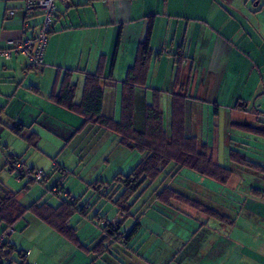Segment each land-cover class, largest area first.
I'll return each mask as SVG.
<instances>
[{"label": "crops", "instance_id": "obj_1", "mask_svg": "<svg viewBox=\"0 0 264 264\" xmlns=\"http://www.w3.org/2000/svg\"><path fill=\"white\" fill-rule=\"evenodd\" d=\"M252 1L58 2L39 69H26L21 54H12L8 59L0 56L1 155L22 158L23 153L33 149L38 153H49L45 155L48 160L49 155L59 148L65 149L74 140L77 148H81L94 134L99 146H103L99 152L107 153L106 142L123 146L118 136L98 125H84L81 116L51 102L48 95L53 87L58 88L64 71L73 70L75 102H80L84 72H94L100 62L103 74L107 76L112 72L113 77L109 83L104 82L112 86L104 89L103 113L119 119L120 85L134 64L138 43L152 17L153 58L145 85L162 90L161 108L164 117L169 113L170 121L175 61L182 57L175 85L188 95L184 101L185 135L206 143L213 160L233 171L220 194L219 189H206L198 184L192 190L199 197H205L201 191L209 193L213 203L219 200H216L217 194L232 201L231 198H236L233 193H237L246 203L257 204L258 209L254 210L248 204L245 206L248 218L251 215L264 218V190L257 194L250 192L251 186L264 184V175L255 174L229 159L230 150H235L264 165V136L243 128L264 129V0ZM24 3L25 0H0V48L10 39L32 37L37 32L42 16L38 12L26 13ZM32 87L38 88L39 94L33 92ZM147 87L136 90L134 125L137 129L142 127L144 104L151 100V91ZM17 125L21 128L16 133L12 128ZM42 140L45 147L39 144H43ZM139 154L134 166L143 156ZM41 163L42 168L47 167L46 163ZM38 165L39 162H34L29 167L37 169ZM19 197L18 193V200ZM177 211L179 214L175 219L180 220L171 234L156 244L148 240L141 253L134 252L137 264H264V256L258 255L240 239L231 238L232 232H220V226L213 225L209 219L204 221L205 224L195 220L198 227L192 228L194 232L186 233L188 229L183 226H189L186 219L196 215ZM164 225L161 237L164 232H169ZM73 228L81 242L79 228ZM208 228L216 232L215 236H207ZM8 241L16 248V241ZM69 243L62 264H93V261L100 264ZM260 250L264 253L262 245ZM31 253H28V259Z\"/></svg>", "mask_w": 264, "mask_h": 264}, {"label": "rangeland", "instance_id": "obj_2", "mask_svg": "<svg viewBox=\"0 0 264 264\" xmlns=\"http://www.w3.org/2000/svg\"><path fill=\"white\" fill-rule=\"evenodd\" d=\"M163 123L165 130L169 131V113H166ZM44 137L46 138L45 135ZM15 139L18 140V138ZM74 141H72L71 145H67L65 149L59 148L56 153L49 155L48 160H46L45 155L49 153H38V151L33 149H28L27 153H18L19 155L22 154V158L26 162L25 164L29 166L34 162H39V168L36 171L43 172L46 175L45 179L41 182L30 180V177H32L30 175L18 177L16 171L10 172L5 165V156H2L0 153V198L3 197L5 191H18L20 195L19 200L26 207H29L33 202L40 205L45 202L57 208L63 202H74L76 197L83 194L78 199V205L82 207L89 204L91 206L88 212L89 215L88 217L82 216V214L75 211L69 224L79 228L81 242L88 247V251L80 248L77 249L97 260L100 264H137L135 262V251L141 253L148 240H152L151 242L154 244L161 242L162 239L171 234L170 232L173 228H176L177 224L175 223L180 220L175 219L178 213L177 210L188 211L192 215H196L191 218L192 220L190 218L186 219L189 223V226L183 225L188 229L186 233L193 231V227H198L195 224L197 223L195 220H199L202 224H205L204 221L209 219L213 225L216 223L217 226H220V232H232L230 234L231 238L240 239V241L250 245L253 248L252 250L258 253V255L264 256V253L260 250L261 245L264 247V218L260 219L255 215H251L248 218V212L245 211L247 204L252 210L258 209L257 204L246 203L242 200L243 198L240 199L237 196V193H233L236 198H231L232 201L227 200L221 196L222 194L219 195L220 189L221 191L223 189L224 192L225 186L189 168H180L178 166L175 167L174 164H169L162 169L154 181H146L128 199L126 208L120 210L116 201L120 197L121 190L115 192L113 190L112 194H110L112 198L109 200L94 191L92 184L97 181H111L118 173H128L134 166L137 158H139V152L125 146L117 147L118 144L115 142L111 144L106 142L108 144L106 146L107 153L99 152L103 146H99L100 144L95 134L89 137L88 142L81 145V148H77ZM42 143L39 142L40 145L45 147L44 140H42ZM83 158L84 161H81ZM40 162L46 163L47 167L42 168L43 165ZM250 171L258 174L252 170ZM59 182L62 183L64 188L69 190L70 196L63 194L56 195L51 191L54 184ZM195 184L206 189H219V194L216 195V200L218 198L219 200L213 203L209 199V193L202 191L201 193L205 194V197L196 196L192 190L195 188ZM251 188L256 189V192L261 191L264 190V184L251 186ZM168 190L185 194L192 200L199 201L208 208L218 211L221 215L228 216L231 223L209 217L202 211L181 203L175 198L171 199L169 204L162 203L157 197ZM96 218H104L110 223H118L120 225V232L125 234L134 229L131 233L132 240L130 245L125 248L122 243L113 241L110 238L103 241L102 237L104 233L102 227L96 223ZM163 224H166L164 226L168 227L169 232H164V236L161 237ZM12 226L13 232L7 237V241L10 240L11 242L14 240L17 242L16 250L12 253L11 258L13 259V264L21 262V256H18L19 251L32 252L29 259L28 257L25 259L28 264H35V262L37 264H62V258L67 254L66 245L70 243L66 242L67 240L65 241V238L54 227L41 219L30 207L22 212L21 217ZM232 227L233 230L231 229ZM3 228L4 224L0 223V232H2ZM215 234L214 230L210 231V228H208V237H213ZM179 235L181 234L179 233ZM101 240L104 242L105 251L96 253L92 248L95 244L101 243ZM139 247L142 249L139 250ZM130 248H133V250ZM0 261L2 264H8L9 262L2 256L0 257Z\"/></svg>", "mask_w": 264, "mask_h": 264}, {"label": "trees", "instance_id": "obj_3", "mask_svg": "<svg viewBox=\"0 0 264 264\" xmlns=\"http://www.w3.org/2000/svg\"><path fill=\"white\" fill-rule=\"evenodd\" d=\"M153 21L152 17L148 20L144 35L138 43L134 64L127 70L121 82L119 119H114L112 116L103 113L104 89L105 87L112 86L105 84L113 80V77L112 72L107 76L103 74L100 62L94 72H84L80 102H75L76 85L72 82L73 70L64 71L58 88L54 89L53 87L48 95V99L51 102L81 116L84 120V125L87 123L98 125L100 128L118 136L123 146L137 150L143 155L128 173H118L111 181H97L92 184L94 191L109 200L112 198L110 194H112L113 190L114 192L121 190L120 197L116 201L120 210L126 208L128 199L146 181H154L162 169L169 164H174L175 167L189 168L202 176L215 180L222 186L227 185L233 173L231 168L216 163L213 160L212 152L206 143L198 141L195 136L185 135L184 101L188 95L183 92L181 87L178 88V85H175L182 57H177L175 61L176 72L170 99L169 131L165 130L163 123L164 112L161 108L162 90L149 88L145 85L150 62L153 58V51L151 49ZM141 87H147L151 91V100L144 104L142 127L137 129L134 125L135 96L136 90ZM33 92L39 94L38 88L34 87ZM20 128L21 126L17 125L12 130L17 133ZM243 128L251 133L264 136V129L262 128L251 126H243ZM8 156L9 154L5 157V165L10 172H14L13 162L15 160L22 162V159L16 155H13L11 159ZM229 159L236 164L264 175V165L252 161L239 151L230 150ZM22 163L27 166L24 161ZM27 167L31 173L36 171L35 168ZM60 168L63 169L62 167ZM17 176L22 177L25 175L17 174ZM45 176L43 175V178L39 182L43 181ZM30 180L34 181L35 179L30 177ZM52 188L66 189L61 183L54 184ZM66 190L69 193V190ZM250 192L257 194L258 191L256 192V189L251 188ZM18 193V191L8 190L0 198V223H3L5 226L0 233H3L8 227H13L12 225L21 217L22 212L30 207L66 240L74 246L88 251V247L80 242L76 229L69 224V220L75 211L82 214V216L88 217L89 215L88 212L91 209L89 204L82 207L78 205V199L83 195L76 197L74 202H63L55 208L45 202L42 205L33 202L29 207H26L19 202L17 198ZM157 198L164 204H169L170 200L175 198L181 203L202 211L209 217L231 223L228 216L221 215L218 211L212 210L201 202L192 200L187 195L180 194L174 190H168L166 193L159 194ZM96 220V223L102 227L104 234L103 239H101L103 241L110 238L113 241L122 243L123 246H127V243L132 238L131 233L134 229L125 234L120 232V225L118 223H110L104 218H96ZM103 241L94 245L92 248L94 252L101 253L105 251ZM15 250L14 245L7 241V237L0 243V257L2 256L7 259L9 261L8 264H13V259L11 258ZM24 252H18V256H21V262L18 264H28L22 258ZM0 264H2L1 261Z\"/></svg>", "mask_w": 264, "mask_h": 264}, {"label": "built area", "instance_id": "obj_4", "mask_svg": "<svg viewBox=\"0 0 264 264\" xmlns=\"http://www.w3.org/2000/svg\"><path fill=\"white\" fill-rule=\"evenodd\" d=\"M58 2L66 3L67 0H25L24 10L26 13L32 14L38 12L42 16L38 30L32 37H21L8 40L6 42V46L0 48V56L8 59L12 54H21L25 58L26 69H39L43 64L44 51L49 33L55 20L56 4ZM8 13L11 14L12 11L9 10ZM12 157L13 155L8 156L10 159ZM22 162L17 160L13 162L14 172L16 171L17 174L25 176L30 175L37 181L43 178V172L35 171L34 173H31L29 168ZM51 191L56 195H69L66 189L60 190L57 188H52ZM12 232L13 227H8L3 233H0V242L11 235ZM27 255L28 251H25L22 258L26 259Z\"/></svg>", "mask_w": 264, "mask_h": 264}]
</instances>
